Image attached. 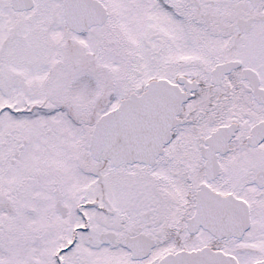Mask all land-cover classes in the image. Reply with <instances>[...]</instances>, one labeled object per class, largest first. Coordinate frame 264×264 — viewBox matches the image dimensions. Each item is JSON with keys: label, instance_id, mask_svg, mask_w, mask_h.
Here are the masks:
<instances>
[{"label": "snow or ice", "instance_id": "obj_1", "mask_svg": "<svg viewBox=\"0 0 264 264\" xmlns=\"http://www.w3.org/2000/svg\"><path fill=\"white\" fill-rule=\"evenodd\" d=\"M0 264H264V0H0Z\"/></svg>", "mask_w": 264, "mask_h": 264}]
</instances>
